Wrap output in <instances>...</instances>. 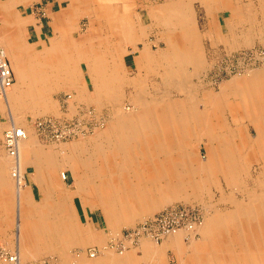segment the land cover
<instances>
[{
    "label": "bare ground",
    "instance_id": "bare-ground-1",
    "mask_svg": "<svg viewBox=\"0 0 264 264\" xmlns=\"http://www.w3.org/2000/svg\"><path fill=\"white\" fill-rule=\"evenodd\" d=\"M191 1L192 0H165L164 3L150 9L148 16L150 20L154 22V25H157L158 35L163 39L164 43V47L157 51V53L152 52L151 45L144 41L146 38L145 36H147L145 30L147 27L142 28L140 23L137 22L138 20L136 21L130 14H126L128 25L125 28L121 29L117 26L116 44H112L115 38L111 39V37L106 34L102 35L99 30L101 28V21L99 18L103 19L102 23H104L108 29H114L115 26H113L109 18V6L107 4L105 6L104 3L102 4L103 6L100 5L99 0H90L91 6L96 7L98 4L96 9L101 7L104 14L99 15L98 13L97 15L92 14L90 16L92 21L91 36L89 39L85 38L81 39L82 41L77 40L75 42L76 53L72 55L73 59L70 65L69 61L65 59L64 54H60L51 60H43L38 50L32 48H30V50L27 49L25 54H21L18 49L15 51L6 49L17 77V81L13 84L12 89L9 92L7 91L8 93L6 92L4 96L5 104H2L10 110L22 108L23 105L26 106L28 104V108L34 110L35 104L33 100L36 98L42 101L41 98L45 97V85H43V81H46V79L51 76L60 78L59 81L62 84L66 82V77L71 76L70 89L72 88L75 90L78 97L84 95L98 101V99L100 100L103 96L102 99L104 98L107 103L112 104L113 102L118 104L122 100L124 92L121 90V85L128 84L134 88V94L131 96L132 104L130 111L126 112L127 115L119 117L115 127L110 130L109 137L104 138L105 141L101 139V144L100 142H95L91 158L95 160L105 159V161L111 158V161H114V158L120 160L126 157L132 167H135H133L131 174L127 172L128 176L141 175L142 171H140L141 168L139 167L145 166L148 168L147 173H150L149 179L143 177L137 178V176L121 179L119 176L124 173L119 171L117 178L113 180V184H110V179H107L104 162L101 164L100 169L95 167L96 170H92L101 176L98 183L93 185L94 183L90 180V177H78L80 174L87 175L90 173L91 175L92 171L89 169L90 160H84L86 161L84 162L82 161L83 159L77 158L74 154L73 156L69 154L68 156L70 157L68 161H71L70 163H72L73 166L84 163L88 168H85L84 171H82L83 169L79 171L81 167L78 169L81 173L78 174L77 177L75 175V184L71 193H121L117 196L112 194L108 195V199L103 198L102 195H97L98 199L96 198L97 201L95 204L103 208L106 202L110 206H115L116 202L117 204L121 203L127 206L132 202H144L148 200V209H152V205L156 201H153L152 197L154 196L155 190L158 191L160 189L157 187L158 184L157 186L155 184L156 176L164 178L165 180L168 179L164 182L162 190L166 192L163 194L164 199L167 200L166 202H169L171 198L172 200L175 199L176 194L182 189L183 182L181 181L187 179V173L189 172H186V169L183 172L184 175H182L183 173L181 174V171L186 168L187 163H189V168L192 164H196L197 167L201 168V165L212 162L210 160H212L214 156L210 151L209 158H207L206 161L201 160L202 162L199 161L194 154L188 156L186 151L188 142L195 141L196 138L198 142H201V135L203 133H205L208 138L207 143L216 142L213 153H216L215 157L219 163L220 169L218 168L217 170H220L221 173L225 170L224 176L226 180L227 178L229 180V176H227L228 173L230 174V180L232 179L231 176L235 177L237 175L235 180L237 179L238 181L237 166L240 164L237 165L235 161H239L237 158V151H239V149L237 150L232 144L235 142L237 130H233V126L226 123L227 120H225V118L227 117H224L223 113L218 114L219 121L217 122V129L219 130H215L214 125H208L207 117L204 116L205 110L208 109V105L206 104L208 102L211 103L212 107L218 108L219 111L224 109L225 104V108L228 110L227 112L230 113L232 120H235L236 126L239 124L238 120L243 118L248 119L253 127L255 135L253 138L251 135H246V145H250L252 148L255 144L258 145L260 143L258 147L262 150L264 149V97L262 96V88H264V68L262 70L249 71L245 77L229 80L231 84L233 83V86L228 88L230 84H228V86L224 84L217 92H202L201 94V91L195 86H189L187 84L194 72L195 74L197 73L195 69L202 67L204 64L201 40L197 32L198 29H196L195 26ZM199 1L210 9L211 3L209 1ZM72 4H74V6H72V13L77 19V0H72ZM96 9L91 11L97 13ZM230 30L232 32V27L229 28V31ZM86 39H88V41ZM137 40H142V47L136 49L138 54L135 56V63L133 62L137 71L134 75L129 76L124 71V56L126 50L121 47L120 43L121 41H126V43L129 42L135 45ZM4 53L6 55L5 51ZM79 60H83L87 67V73L92 86V92L88 93L89 95L86 93L87 90L85 86L78 89L79 83L76 62ZM44 62H46L45 65H47V70L45 71L43 69ZM190 67H192L191 70H194V72H187ZM144 73L156 74L161 79V85L165 86V88H169H167L168 90H163L162 98H159V95L157 96L156 93L146 89L147 76ZM228 95L237 96V100L232 106H229V103L225 102ZM44 105L46 108L45 103ZM13 116V123H16ZM16 127L21 128L25 132V137L16 139L17 143L14 154H10L6 151L11 159H13L10 174L14 178L13 181L15 180L17 182V185H15L16 188L14 189L17 193L30 191V186L25 179L24 171L27 165H32L35 170V182L38 184L41 193H47L46 190L51 188V186L42 182V180L44 181L42 175L46 177L45 180L51 178V172H56L60 166L58 165L59 161H55L56 164L52 165L45 162L47 161V155H42L40 153L41 146H38L39 144L33 139L29 128L25 127L24 123H22V126L11 124L7 128ZM237 128L241 132V127L237 126ZM165 131L168 136L167 140L163 135ZM33 132L35 134V131ZM244 132L245 134L250 133L248 129H245ZM227 134L231 135L234 141L232 140L231 142V139L226 137ZM126 143L133 145L132 151L128 153L123 151ZM261 144L263 146H261ZM235 145H237V143ZM163 152L166 153L164 154V158L168 163V172H163L162 176H160L162 167L158 170L156 163H158L157 159H159L158 157ZM229 153L231 155H229ZM229 161H231L232 167L227 165ZM87 162L89 164H87ZM155 168L158 171H155ZM153 171L156 173L155 176L152 175ZM185 175L186 177H184ZM60 177L61 179L65 178L64 172L60 173ZM172 181H176L177 187L173 186L172 188ZM257 181L259 182V192L254 190L248 192L246 194L247 201L244 204L233 201L234 208L224 214L218 210L212 213L208 208V210L205 209V218L195 226L192 234L199 230V227L204 221L216 223L229 221L241 228L245 222H249L251 219L256 223V216L258 213L262 214L264 217V183L263 179L260 180L258 178ZM21 183L27 184V188L21 189ZM89 183L90 186H87ZM171 190L173 192L172 194L167 193ZM183 195H185V197H183ZM178 196L186 199L188 198L186 193H179ZM92 207L94 206L91 205L90 208ZM103 211H105L107 219L112 214L109 210H105V206ZM132 219V217L127 216L125 219L122 218L120 220V217H115L114 215L109 222L114 223L115 225L113 226H118L130 222ZM179 232H182V230ZM101 236L102 235H98L96 238L97 242H101L103 239ZM187 238H189L188 235ZM95 254L90 256L88 252L87 255L91 258L94 257Z\"/></svg>",
    "mask_w": 264,
    "mask_h": 264
},
{
    "label": "rangeland",
    "instance_id": "rangeland-1",
    "mask_svg": "<svg viewBox=\"0 0 264 264\" xmlns=\"http://www.w3.org/2000/svg\"><path fill=\"white\" fill-rule=\"evenodd\" d=\"M192 1H191V9L194 13L193 17L195 21V26L196 29H198L197 32L201 40V48L203 52L202 54L204 56L203 57L204 64L202 67L195 69V71H197L196 74L194 70H191L192 67L189 68L187 72L188 73L194 72L195 74V75L193 74L192 78H189L188 80L189 83H187L189 86L190 85L195 86L197 89H199V91H201V94L202 92L203 93L217 92L219 91L220 87H222L224 84H227V86L228 84H230L228 88L232 87L233 83L231 84L229 80L233 78L245 77L249 73V71L262 70L264 68V0H207L211 3L210 9L205 7V5L201 3V1L199 0H192ZM99 2L100 5L104 3L106 6L107 4L110 9L108 11L109 18L113 26H115V28L108 29L104 25V23H102L103 19L99 18V20L101 21L100 23L101 28L99 30L101 31L102 35L106 34L109 37H111V39L115 38L112 41V44H116L117 26H119L121 29L125 28L128 25L126 14H130L132 18H134L136 21L138 20L137 22L140 23V26L142 28L147 27V29L145 28L147 36H145L146 38L144 39V41L151 45L152 52L157 53V51H159L164 47L163 39H161L158 35L157 25H154V22L150 20L148 13L151 8L153 7L155 8L159 6L160 4L164 3L165 0H105V1L99 0ZM96 7L91 6L90 0H77V7H76L77 30H75L74 33V38H77V40L82 41L81 39H85V38L89 39V37L91 36L92 21L90 16L92 14L94 15H97L98 13L99 15L104 14V12H102L101 7L98 9H96ZM95 9L97 13L92 12ZM29 10L35 13L37 16L40 15L43 16V14H39V7L33 6L29 8ZM40 11H42V9H40ZM231 27H232V32L231 30L229 31V28ZM88 39L86 40L88 41ZM120 44L121 47L125 48L126 50L124 56V63H125L124 71L127 75L132 76L137 71L134 65L135 63L134 59L135 56L138 54L136 49L142 47V40H137L135 42V45L129 42L126 43V41L125 42L121 41ZM30 45L31 44H29V46ZM29 48L27 45V49ZM48 56L50 55L49 54L46 55V59H48ZM76 66H77L78 83L79 85H81V86L78 85V89L85 86L87 90L86 93L87 94L91 93L92 86L90 83L91 81L89 75L87 73V67L85 62L83 60H79L78 62H76ZM145 75L147 76L146 89L149 90L150 92L156 93L157 96L159 95L158 96L159 98H162L163 90L165 89L168 90L169 88L168 87L165 88V86L161 85V79L156 74L146 73ZM121 90L122 92H124L122 96V100L118 104L115 102H113L112 104V103H107L104 100V98L102 99L103 96L101 97L100 100L98 99V101L94 100L93 98H88L81 94L79 98L76 95V91L73 90L72 88L70 89V86L67 85L62 87L48 86L47 88L45 87V93H44L45 97L41 98L42 101H39V99L36 98L33 100L35 104L34 110L28 108L29 104L26 106L23 105L22 108H15L10 110L5 105H2L5 104L4 102L5 97L3 98L0 96V143H2L3 131L7 127H9L11 124L22 126V123H24L25 127L29 128L31 132V136H33V139L39 144L38 146H41L40 153L42 155L45 154L47 155V159H46L47 161L45 162H48L49 165H52V164H56V162L59 161L58 165H60L56 172L54 173L51 172V178L45 180L46 177L42 175V177L44 178L43 182L46 183V185L51 186V188L46 190L47 193H41L40 189L36 186L37 183H34L36 184L35 186H33V191L35 193L34 201L31 197L30 199L26 197L24 200L22 196L21 201L23 200L24 202L22 201V205L20 207L18 206V193H12L11 202L14 211L13 213L14 229L11 231V234L15 233V235H17V230H16L17 217L19 216V214H21L19 213V207L20 209H22L23 207L25 208V202H26V208L28 209H30L31 206L33 205H38L39 207H42V209L44 208V210L47 207L58 206L59 211L62 212V208H63V211L66 214L62 213V217H65L67 221H69L70 219L69 218L70 211H73L74 215H76L77 214L76 208L79 211H81L82 208L85 207L88 208V210L91 211L93 215L100 221V227H105V233L100 234L102 235L101 237L103 238L101 242L96 241L97 235L96 233L94 234L93 244L91 245L90 248H88L86 255L91 249H94L96 251V254L94 257L91 258L88 257L87 255V258L94 259L98 255H100V253H105V252H111V253L114 252V255H119V253H123L130 248L137 247L142 239L150 240L148 237L142 236L141 238L139 237L131 241L128 240L129 238L128 234L134 227L138 228L143 222V220H145L146 218L158 215L159 213L165 211L164 210L165 207L167 208V207H171V205L181 206V204H186L188 212L187 215H185V218L186 220H188L187 222L189 221L198 222V214H199L198 212L200 211H201V221L203 220V218H205L204 212H206L205 209L207 208L212 213L215 210H218L224 214L227 213L228 211H231V209L234 208L233 201H238L239 203L244 204L247 201L246 194L248 192H252L253 190L259 192V185H258L259 182L257 181V179L258 178L260 180L263 179V183H264V149L262 150L261 148L258 147L260 143L259 144L257 143L258 145L255 144L252 148L250 147V145L249 146L246 145L247 144L245 139V137H247L246 135L249 136L251 135L252 138L255 135L251 123L246 118L238 120L239 124H237V126L241 127V132H240L235 124L236 123L235 120L234 119L232 120L230 113L227 112L228 110L225 108V104H224V109L219 111L218 108L212 107L211 103L208 102L206 103L208 105V109L205 110V114H204V116L207 117L208 125L209 124L212 126L214 125L215 130H219L217 129V122L219 121L218 114L223 113L224 117H227L225 118V120H227L226 123L233 126V130L235 131L237 130L235 136V142L232 144L233 146H235L237 150L239 149V151H237L238 153L237 158L239 161H235L237 165L240 164L239 166H237L238 181L237 179L235 180V177L237 175L235 177L231 176L232 179L230 180L229 173L227 174V176H229V180L228 178L226 180L224 176L225 170L222 171L223 174L220 172V175L217 174L218 171L214 172V174L209 173L206 175L209 176L211 180L208 179L206 180L207 184L204 188L201 189L200 194H194L197 192L192 193L190 192V190L188 191V189H184L183 185L185 182L183 181L182 189L180 190L179 193H186V196H188V198L187 199L183 198L185 197V195H183V197L178 196L179 193L175 192L178 193L176 194V198L173 200L171 198L169 202H166L167 200H165L163 197V194H165L166 192L162 190L163 184L164 182H166V180L164 178L156 177L155 176L156 173H154L153 171L152 175H154L156 178L155 184L156 186L158 184L157 187H159L160 189L158 191L155 190L154 193L155 197L154 196L152 197L153 201L158 200L157 202L155 201L153 203L152 209L151 208L148 209V205H149L148 200H145L144 202L143 201L141 202L137 201L135 203L132 202L130 205L127 206L121 203L117 204V202L115 203V206H110L106 202V204L104 205L105 210L107 209L109 210V212L112 213L108 219L106 217L105 211H103L104 206L102 208L95 204V202L98 199L97 195L99 196L102 195L103 198L108 199V195L112 194L117 196L118 194L120 195L121 193H71L75 184L74 182L75 175L77 177V175L81 173L79 172L81 171V169H83L82 171H84L85 168L86 169L88 168L84 163L82 164L80 163V165L73 166L72 163H70L71 161H68L70 157L68 156L69 154L72 156L74 154L77 158L83 159L82 161L90 160L89 169H91V171L96 170L95 167L97 169L98 168L100 169L101 164L105 162L106 175H107V179L108 178L110 179V184H113L114 182L113 180L117 178L118 176L117 174L119 171L124 173L122 175L120 174L119 178L121 179L123 178L126 179L129 177L133 178L134 176H137V178L143 177L145 179L147 178L149 179L150 177L149 176L150 173H147L148 168L145 166L139 167L141 168L140 171H142L141 175L137 174L134 176L133 175L128 176V173L131 174V171L134 166L132 167L131 163L126 157H123V159L120 160L114 158V161L113 160L111 161V158L107 159L106 161L105 159L95 160L91 158V153L93 151V146L95 142H100L101 144V139L105 141L104 138L109 137L110 130L115 127L119 117L127 115L126 112L130 111L131 109V104H132L131 96L134 94V88L131 85L123 84V86L121 85ZM9 91L10 90H8V92ZM262 96L264 97V88H262ZM57 98L59 99V106L57 105V109H56L55 108L56 106H54V104L51 103L55 102L57 104L56 102ZM236 100H237V96L234 97L232 95H228V98H226L225 102L229 103V106L230 105L232 106V104H234ZM44 103L46 104L47 109L45 108ZM12 116L16 123H13ZM45 119H51L52 121H54V126L51 127V124H48L45 130H41L37 127V124ZM66 128H71L73 129V131L66 132ZM245 129H248L250 133L245 134L244 132ZM32 130L35 131V134L37 135H35ZM54 130H56L57 133L54 132ZM56 134H59V138L55 137ZM163 135L167 140L168 136L166 134V131L164 132ZM201 137H202L201 142H198L197 138L195 141L193 140L188 142L186 151L188 156L194 154L196 155V158H198L199 161L201 160L206 161L207 158H209L210 152H212V155L214 157L216 156V153H213L214 147L216 146V142L207 143L208 138L205 135V133H203ZM226 137L228 139H231V142L232 140L234 141L231 135L227 134ZM236 143L237 145H235ZM1 145L3 149L0 153V161H10L9 167L11 173L13 159H11V157L7 154L6 150L4 149L3 143ZM263 145L261 144V146ZM132 148L133 145L126 143V146L123 148V151L125 153H128L132 151ZM165 152L161 153L160 156L158 157L159 162L162 163L166 162V159L164 158V154H166ZM111 154H112V149H111ZM229 155L231 154L229 153ZM214 157L212 159V162L216 164L217 158ZM87 164L89 163L87 162ZM157 166H158L157 167L158 170L162 167L161 169L162 172L160 176H162L163 172L166 173L168 172V165L166 166L157 165ZM79 168L80 170L78 171ZM212 168L213 167H211L210 169ZM218 168H219L218 166L214 167V170H217ZM157 169L155 171H158ZM30 170L31 173L30 175L27 176V182L33 184V177H34L32 175L33 169L30 168ZM61 172H64L66 179L65 178L61 179L60 177ZM79 176L90 177V180H92L94 183L93 185H96L98 183V180L101 179V176L93 171L91 172V175L90 173H88L87 175L80 174L78 175V177ZM202 176H203V172L201 171V180H202ZM184 177H186V175ZM191 178L192 177H190V179ZM13 179L14 178L10 174L9 176V180L11 183L10 186H12V188L14 189L16 188L15 185H17V182L15 180L13 181ZM20 185H21L20 186L21 189L27 188V184L21 183ZM176 185H177L176 181H173L172 188L173 186L177 187ZM87 186H90V183ZM186 190L190 193H187ZM167 193L172 194L173 192L171 190L170 192ZM91 205L94 207L90 208ZM30 215H31L30 213L26 215L23 214L22 215L24 216L23 220L27 221V218H29ZM49 215L53 216V214H49ZM114 215L115 217L116 216L120 217V220L122 218L125 219V217L127 216L132 217L133 219L130 222H127L126 224L113 226L115 224L109 221L112 220V217H114ZM173 219H175V216H173ZM256 219L257 222L261 223V225L262 222H264V217L260 213L257 214ZM20 221H21V217H20ZM254 223L255 222H253V219H251L249 220V222H245V224L243 225V227H245L246 229L245 232L249 236L252 235L250 230L252 229L258 230ZM249 224L251 225L252 229H250ZM82 232L83 231H81L80 233ZM184 232L186 233L187 236L188 231H184ZM189 234L191 235L192 233ZM194 234L196 235L197 232H195ZM190 235L188 236L191 237ZM166 237H164L163 239H165ZM58 238L59 235H57L55 238L52 235L51 239H49L51 241L49 244L53 245L55 248L57 246L59 247L61 243L59 242ZM193 238L195 237H191L189 239L193 240ZM28 239L29 237L28 235H26L22 240L19 239L18 241L16 239V236L13 237L12 235V239L9 240L8 243H10L11 241V244L13 245L14 243L22 244L25 247V251H26V253L23 254L20 253L21 257L23 258V256L25 254L27 255L28 253L27 249L29 248H26L27 246H25L27 245L26 243L28 242ZM64 241H66V239H64ZM48 261L46 262L49 264L57 263V261H53L54 263L52 261L51 262ZM70 264H85V262H79L76 260V258H74L73 262Z\"/></svg>",
    "mask_w": 264,
    "mask_h": 264
},
{
    "label": "crops",
    "instance_id": "crops-1",
    "mask_svg": "<svg viewBox=\"0 0 264 264\" xmlns=\"http://www.w3.org/2000/svg\"><path fill=\"white\" fill-rule=\"evenodd\" d=\"M33 6L39 7V10L42 9L43 16H37L30 11L29 8ZM72 6H74L72 0H0V48L6 52V58L13 73V84L17 81V77L6 49H11V51L18 49L21 54H25L28 45V48L38 50L43 60H51L64 54L69 65L72 63V55L76 53L75 42L77 41V38H74L77 19L72 13ZM29 44L31 45L29 46ZM48 54L50 56L46 59ZM45 64L46 62L43 64L44 71L47 70ZM70 77H66V82L62 84L59 81L60 78L51 76L43 81V85L45 87L70 86ZM12 86L9 90L12 89ZM56 102L57 104L55 102L51 104H54L57 109L58 98ZM1 144L0 153L3 149ZM158 160L157 165H168L167 162L162 163ZM9 164L10 161H0V249L3 248L8 253H18L25 262L34 263L49 260L48 262L57 261L58 264H70L76 258L77 261L85 262V264H264V222L262 225L259 222L254 223L258 230H253L249 225L252 229L250 230L252 235L249 236L245 232V227L239 228L235 223L229 221L220 223L204 221L197 230V234L190 235L195 237L193 240L189 239L191 237L187 239L186 233L182 231L168 236L160 242L142 239L137 247L130 248L119 255H114V252H105L100 253L94 259H88L86 253L93 244L94 234L96 233L98 237L105 233V227H100V221L88 208L84 207L81 211L76 208V215L70 211L69 221L62 217V213L65 212L63 208L60 212L58 206L47 207L44 210L38 205H33L28 209L25 202L26 209L23 206L20 209L23 201H21L22 196L24 200L26 197L35 200L33 191L34 183H36L35 170L32 165L26 166L24 175L27 181V176L31 173L30 168L33 169V184L28 183L30 191H22V195L18 193L21 221L18 216L17 235L13 232L11 234L14 229V211L11 200L12 193L17 192L10 186ZM216 165L219 167L218 162L216 164L210 162L201 165V168L196 164H192V168H189V163H187L186 168L181 171L183 173L186 169V172H189L187 181L184 180L183 188L192 193L197 191V193H201V188L207 184L206 180H211L206 174H214L218 171L217 174L220 175V170H214ZM227 165H232L231 161ZM209 167H213L212 170H209ZM201 171L204 176V178L202 176V180ZM190 177L192 178L190 179ZM36 186L39 188L38 184ZM188 191L187 193H190ZM22 213L31 214L27 221L23 220ZM49 214H53V216ZM81 231L83 232L80 233ZM12 235L16 236L18 241L26 235L29 237L27 245H25L26 248H29L27 249L28 253L23 258L20 253H26L25 247L17 243L13 245L11 241L8 243L12 239ZM52 235L54 238L59 235L58 239L61 243L59 247L56 245L55 248L49 244ZM0 264L11 263L0 257Z\"/></svg>",
    "mask_w": 264,
    "mask_h": 264
},
{
    "label": "built area",
    "instance_id": "built-area-1",
    "mask_svg": "<svg viewBox=\"0 0 264 264\" xmlns=\"http://www.w3.org/2000/svg\"><path fill=\"white\" fill-rule=\"evenodd\" d=\"M39 14H43V10H39ZM13 73L6 58L4 51L0 48V96L4 97L6 92L10 89L13 84ZM51 124L54 126V121L51 119H45L37 124V127L41 130H45L46 126ZM73 131L71 128H66V132ZM56 132V130H54ZM64 132V133H66ZM57 133V132H56ZM25 137V132L19 128H7L3 131L2 143L6 151L10 154L15 153L16 143L18 138ZM55 137L59 138V134ZM165 211L159 213L158 215L148 217L141 225L137 228L134 227L128 234V240L133 241L136 238H141L142 236L148 237L154 242H160L164 237L171 234L178 233L180 230L188 231L187 234L194 232V228L201 222V211L198 212V222L186 220L185 215H187L186 204H181V206L171 205V207H165ZM199 211V210H198ZM175 216V219H173ZM125 244V243H124ZM96 253L94 249L89 250V255L93 256ZM0 257L7 260L11 264H49L46 261H38L34 263H28L23 261L18 253H8L5 249H0Z\"/></svg>",
    "mask_w": 264,
    "mask_h": 264
}]
</instances>
